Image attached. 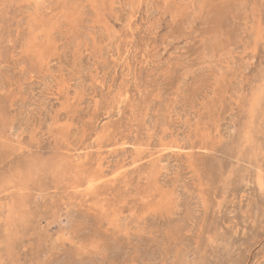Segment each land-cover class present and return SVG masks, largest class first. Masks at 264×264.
<instances>
[{
	"label": "rangeland",
	"instance_id": "1",
	"mask_svg": "<svg viewBox=\"0 0 264 264\" xmlns=\"http://www.w3.org/2000/svg\"><path fill=\"white\" fill-rule=\"evenodd\" d=\"M0 264H264V0H0Z\"/></svg>",
	"mask_w": 264,
	"mask_h": 264
},
{
	"label": "bare ground",
	"instance_id": "2",
	"mask_svg": "<svg viewBox=\"0 0 264 264\" xmlns=\"http://www.w3.org/2000/svg\"><path fill=\"white\" fill-rule=\"evenodd\" d=\"M125 4V3H124ZM81 6V5H80ZM70 10V9H69ZM87 15V14H86ZM66 17V16H65ZM62 19V18H61ZM72 19V18H71ZM79 19V18H78ZM71 23V22H70ZM69 23V24H70ZM72 24V23H71ZM65 30V29H64ZM70 31V30H69ZM71 32V31H70ZM106 39V38H105ZM37 47V46H36ZM36 50H38V49H36ZM60 51V50H59ZM209 52H211V51H209ZM36 53V52H35ZM80 53V52H79ZM32 61V60H31ZM163 122V121H162ZM198 129V128H197ZM187 131V130H186ZM191 133V132H190ZM106 143V142H105ZM108 143V142H107ZM207 150V149H206ZM249 169V168H248ZM161 177V176H160ZM242 191V190H241ZM189 198V197H188ZM83 201V200H82ZM77 206V205H76ZM88 207V206H87ZM262 221V220H261ZM182 222V221H181ZM263 236V235H262ZM245 253V252H244Z\"/></svg>",
	"mask_w": 264,
	"mask_h": 264
}]
</instances>
